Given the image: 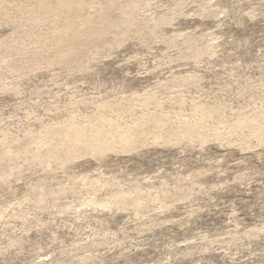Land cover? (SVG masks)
Listing matches in <instances>:
<instances>
[{
  "label": "rangeland",
  "instance_id": "obj_1",
  "mask_svg": "<svg viewBox=\"0 0 264 264\" xmlns=\"http://www.w3.org/2000/svg\"><path fill=\"white\" fill-rule=\"evenodd\" d=\"M0 264H264V0H0Z\"/></svg>",
  "mask_w": 264,
  "mask_h": 264
}]
</instances>
